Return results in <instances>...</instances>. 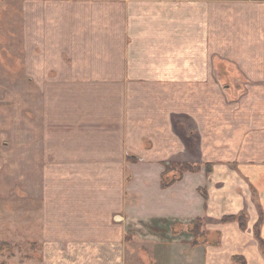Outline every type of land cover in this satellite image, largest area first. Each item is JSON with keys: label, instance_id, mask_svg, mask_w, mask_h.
Returning a JSON list of instances; mask_svg holds the SVG:
<instances>
[{"label": "crops", "instance_id": "1", "mask_svg": "<svg viewBox=\"0 0 264 264\" xmlns=\"http://www.w3.org/2000/svg\"><path fill=\"white\" fill-rule=\"evenodd\" d=\"M107 3L109 23L94 27L88 46L106 56L62 66L68 79L60 83L72 93L59 110L60 142L45 48L46 62L31 59L29 107L19 110L14 140L0 143V167L10 161L9 178L23 185L4 195L28 203L24 226L41 241V255L26 258L132 264L136 241L152 245L153 264H239L237 256L262 264L253 227L264 207V0ZM173 160L213 171L163 189V164ZM56 162L78 167L57 177ZM242 211L246 230L220 222ZM199 216L214 220L219 243L196 245L192 233L172 228Z\"/></svg>", "mask_w": 264, "mask_h": 264}, {"label": "rangeland", "instance_id": "2", "mask_svg": "<svg viewBox=\"0 0 264 264\" xmlns=\"http://www.w3.org/2000/svg\"><path fill=\"white\" fill-rule=\"evenodd\" d=\"M107 2L108 0H0V143L14 140L16 131L14 123L22 118V115H19V110L29 107L30 84L28 76L30 75L31 59L34 60L38 56V59L45 60V48L51 53L54 65L52 72L54 83L49 86L48 90L51 88L54 94V140L60 142L65 126L62 124L63 118L59 110L65 107L67 101L68 103L71 101L64 93L67 95L72 93L71 85L65 91L60 83L64 79H68L61 73L62 66L90 59L88 54L95 53V55H100V58L106 56L104 52H95L94 49L88 51V46H94L92 41L94 36L91 35V32H94V27H102L109 23L108 18L103 19V16L107 17L109 13ZM109 43V35L98 40V46L102 51L108 50ZM102 63L106 64V61ZM182 134H185L187 138L190 135L189 132ZM186 137L185 142L189 143L190 141ZM185 158L188 159V155ZM186 165H190L192 171L183 172ZM3 166L5 167H0L3 171V176L0 174V264H39L37 258L31 262L26 258L28 255H41L40 238L31 234L29 227L24 226L26 223L28 224V216H26V213L28 215V203L21 199L16 204L13 196L4 195L3 192V190L9 191L23 185L19 180L9 178L10 175L13 176V172H8L13 166L10 161H4ZM72 166L78 167V165L54 163L55 176L60 177L65 167H68L66 170H70V172L75 171ZM163 166L161 180L164 171L167 170L163 180L165 182L175 180L171 186L180 182L188 173H198L204 169L208 176L213 171V164L189 160L182 162L173 160L164 163ZM4 173H7V177ZM180 175L181 178H179ZM127 180H130V175ZM54 182L56 188L61 184V180ZM199 192L205 199L208 198L207 187L200 186ZM260 198L264 201L263 197ZM242 212L246 213L248 217V228L249 213ZM258 212V220L261 212L263 213L261 237L264 239L262 233L264 207L262 205ZM198 219L201 220L197 234L199 242L219 243L221 233L219 230H210L209 224L212 223L209 222L212 219L208 220L206 217L199 216L188 225H173L174 230L192 228L193 223ZM220 222L228 223L223 222V218ZM253 235L259 243L254 233V227ZM133 250L132 264H153L151 244L143 245V242L135 241ZM261 253L263 255L261 263L264 264L263 248H261ZM235 261H238L239 264H248L244 256L235 257Z\"/></svg>", "mask_w": 264, "mask_h": 264}, {"label": "trees", "instance_id": "3", "mask_svg": "<svg viewBox=\"0 0 264 264\" xmlns=\"http://www.w3.org/2000/svg\"><path fill=\"white\" fill-rule=\"evenodd\" d=\"M182 166H183V164H182ZM188 170L192 171V168L190 167V165H186L185 170H183V172L188 171ZM166 172H167V170L164 171L163 176L165 175ZM163 176H162V180H161V186L164 189L169 188L171 186V184H173L175 182V180L165 182L163 180ZM179 178H181V175L179 176ZM233 221H237L242 230H245L247 228L248 217H247L246 213L242 212V213L237 214V215L236 214L235 215H227V216L223 217V222H233ZM200 223H201V220L198 219L193 223L194 226L192 228L187 229L190 233H192V235L194 237V244H196V245L202 244V242H199V240L197 238V234H198L199 229H200L199 228ZM262 224H263V213L261 212L259 220L254 225V233H255V235H256L259 243H260V247L264 249V239L261 237V226H262ZM173 230H174V227H173ZM174 231H176V230H174Z\"/></svg>", "mask_w": 264, "mask_h": 264}]
</instances>
